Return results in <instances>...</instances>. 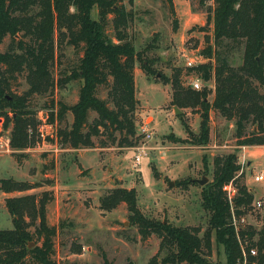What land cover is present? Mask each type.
<instances>
[{
    "label": "trees",
    "instance_id": "obj_1",
    "mask_svg": "<svg viewBox=\"0 0 264 264\" xmlns=\"http://www.w3.org/2000/svg\"><path fill=\"white\" fill-rule=\"evenodd\" d=\"M164 2L172 6V0ZM207 2L211 3L207 23L212 24L213 43L204 49L203 55L212 62L187 69V73L203 83L213 79V101H207L208 93L203 89L184 87L180 71L176 70L169 80L171 102L177 108L197 110L200 114L199 134L193 141L197 145L209 140V112L213 109L226 120L234 121L238 147L264 146V0H199L202 6ZM131 22L132 13L126 10L122 0H0V46L6 37L10 39L6 50L0 51V118L4 120V128L11 126L12 150L32 148L37 140L38 120L28 110L29 98L77 79L82 82L77 102L71 106L60 103L58 109L52 104L46 121L54 129L67 112L72 115L69 128L56 130V144L63 149H90L94 147L95 136L112 128L111 144L136 146L139 136L134 113L138 100L133 71L141 56L128 38ZM109 23L113 40L106 33ZM64 45L81 48L82 56L77 68L63 81H54L51 67ZM235 53L241 54L238 66L232 64ZM144 69L150 74L148 68ZM21 73L26 74L28 90L17 96L10 92L9 78ZM100 85H107L106 100L96 96ZM90 112L96 114L91 125L88 124ZM247 124H252L254 129L245 135ZM114 133L121 136L117 143ZM102 146L106 145L102 143ZM239 171L234 154L214 158L212 182L202 192L203 208L210 214V229L203 236L198 228L175 227L145 217L137 206L134 188L109 189L100 197L99 209L110 212L124 203L130 226L136 228L140 240L158 238V252L149 264H211L205 259L203 249L208 252L211 247L212 230L216 243L223 246L226 264H237L240 247L230 225L231 206L223 188L231 184L236 189L233 210L241 214L239 208L249 206L253 196L244 184L237 183ZM33 188L26 182L0 180V190L6 194ZM49 201L46 192L40 198L28 194L5 200L12 229L0 230V264H56L52 259V237L56 230L46 222ZM32 227L34 232L30 231ZM34 235L42 243L30 248ZM239 238L258 250L257 263L264 264V224L259 231L239 233ZM162 252L165 255L159 259ZM103 264H110L106 257Z\"/></svg>",
    "mask_w": 264,
    "mask_h": 264
},
{
    "label": "rangeland",
    "instance_id": "obj_2",
    "mask_svg": "<svg viewBox=\"0 0 264 264\" xmlns=\"http://www.w3.org/2000/svg\"><path fill=\"white\" fill-rule=\"evenodd\" d=\"M122 4L132 13L127 34L141 56L133 71L138 100L134 121L136 129L149 123L154 133L148 143L141 137L137 140L135 147L149 148L148 156L140 165L133 161L135 147L111 144L112 128L95 136L94 147L90 149H63L54 138L52 141L40 138L38 129L54 136L56 130L71 125L69 112L56 122L55 131L45 126V121L53 109L52 104L58 109L60 103L71 106L77 102L82 83L79 79L62 87L55 85L52 92L29 98L28 110L35 113L38 120L37 140L32 148L12 150L8 146L11 126L4 128V120L0 118V180L26 182L35 187L21 193L6 194L0 190V230L12 229L11 216L5 207L7 198L28 194L40 198L46 192L50 195L46 222L56 230L52 237V259L56 264H103L104 257L110 264H149L153 254L158 252V238L140 240L136 228L130 226L124 203L110 212L99 209L100 197L115 187L134 188L137 206L145 217L166 221L175 227L198 228L200 236L210 229V214L203 208L202 192L212 182L214 158L234 154L240 165L237 179L240 183H237L246 186L253 200L264 197V183L253 180V176L264 173V146L238 147L234 121L226 120L213 109L209 112V140L197 145L193 141L199 134L200 114L197 110L177 108L171 102L169 80L175 71H180L184 87L190 86L196 77L187 73L184 57L198 60L204 56V49L212 46V24L207 23L211 3L202 6L199 0H172L170 6L164 0H122ZM106 33L113 40L110 23ZM9 41V37L3 40L1 52L6 50ZM61 49L51 67L54 81H63L77 68L82 56L81 48L64 45ZM211 62L210 59L204 61ZM240 63L241 54L235 53L232 64ZM144 68H148L150 74ZM200 83V90L208 93L207 101L211 103L213 79L207 83L200 80ZM9 85L12 94L23 95L28 90L26 74L11 76ZM107 92V85H100L96 96L106 100ZM95 118L96 114L90 112L88 124ZM252 129L253 125L247 124L244 134ZM114 137L117 143L121 136L114 133ZM201 180L204 183L200 185ZM252 203L239 208V215L244 218L241 232L259 231L264 224V210H253ZM229 221L231 225V218ZM30 231L34 232V228ZM210 235L211 247L208 252L203 249L205 259L211 264H226L223 246L216 243L213 230ZM256 239L255 236L254 241ZM41 243L34 235L29 247ZM164 255L165 252L160 253L159 259Z\"/></svg>",
    "mask_w": 264,
    "mask_h": 264
},
{
    "label": "built area",
    "instance_id": "obj_3",
    "mask_svg": "<svg viewBox=\"0 0 264 264\" xmlns=\"http://www.w3.org/2000/svg\"><path fill=\"white\" fill-rule=\"evenodd\" d=\"M206 60L207 58H205L204 56H202V58H199L198 60H195L187 56L184 57L185 66L187 69L195 68L199 65H202ZM190 86L192 87V89L196 91L200 90L201 88L200 79L195 77L191 81ZM149 125H150L149 123L141 124L136 129V135L141 137L144 143H148L152 141L154 138L153 130L149 127ZM45 126H48L52 129V126L47 124L46 121H45ZM29 132L31 133L32 131L30 130ZM38 133L42 140H45L47 138L53 139L55 136V135L53 136V133H51L50 135H45L40 129H38ZM8 146H10L9 140H8ZM134 151L135 154L133 161L134 164L138 166L141 164L142 160L148 156L147 152H149V148L145 146H140V147H135ZM253 180L255 183H264V173L261 172L253 176ZM223 190L226 192L227 200L231 206V225L234 229L240 247V257L237 260V264H258L256 260L258 257V250L255 247L248 246L247 242H242L239 238V233H241V231L243 230L242 226L244 224V218L240 215L235 214L233 210V200L236 194V190L235 188H233L231 184L225 186ZM252 208L255 211L264 210V197L254 199L252 203Z\"/></svg>",
    "mask_w": 264,
    "mask_h": 264
},
{
    "label": "water",
    "instance_id": "obj_4",
    "mask_svg": "<svg viewBox=\"0 0 264 264\" xmlns=\"http://www.w3.org/2000/svg\"><path fill=\"white\" fill-rule=\"evenodd\" d=\"M176 111H177V110H176ZM177 113H179V112L177 111ZM198 183L201 185V184H203V183H204V180H201V181H199ZM169 186H170V187H171V186H173V183H172V182H170V183H169Z\"/></svg>",
    "mask_w": 264,
    "mask_h": 264
},
{
    "label": "crops",
    "instance_id": "obj_5",
    "mask_svg": "<svg viewBox=\"0 0 264 264\" xmlns=\"http://www.w3.org/2000/svg\"><path fill=\"white\" fill-rule=\"evenodd\" d=\"M149 240V239H148ZM159 244V243H158ZM157 254V251L153 254V256H155Z\"/></svg>",
    "mask_w": 264,
    "mask_h": 264
}]
</instances>
